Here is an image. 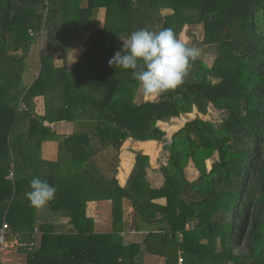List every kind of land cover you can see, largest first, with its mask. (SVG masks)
<instances>
[{
    "label": "trees",
    "instance_id": "16d2710c",
    "mask_svg": "<svg viewBox=\"0 0 264 264\" xmlns=\"http://www.w3.org/2000/svg\"><path fill=\"white\" fill-rule=\"evenodd\" d=\"M73 3L0 0V227H10L7 241L18 238L17 251L27 264H142V254L164 264H180V257L183 264H264V0ZM57 4L68 8V27L55 26ZM101 11L103 25L95 28ZM186 26H203V43L217 49L213 65L199 58L177 89L157 102L137 104L131 71L108 64L122 49L121 39L142 28H171L180 39ZM42 31L48 55L28 87L24 75ZM86 32L72 69L57 67L54 55L63 58ZM18 51L21 56L13 57ZM37 96L46 98L41 117L35 113ZM211 105L226 113L224 121L214 126L197 117L173 136L163 147L169 159L159 169L165 177L160 188L149 182L150 158L141 153H135L125 188L116 166L102 170L95 160L108 150L119 161L128 139L166 143L157 123L195 110L207 115ZM61 121L74 123L76 133L62 139L56 163L45 162L40 147L51 131L44 122ZM184 143L191 159L197 150L207 152L205 159L218 155L194 181L186 177ZM64 167L70 179L60 175ZM34 177L57 188L48 204L54 214H67L69 233L38 223L25 195ZM160 199L166 205L155 202ZM101 201H112L111 233H95L87 216L88 204ZM125 202L133 209L131 224L125 222ZM131 229L146 232L142 243L125 245L121 233Z\"/></svg>",
    "mask_w": 264,
    "mask_h": 264
},
{
    "label": "crops",
    "instance_id": "0c3cea01",
    "mask_svg": "<svg viewBox=\"0 0 264 264\" xmlns=\"http://www.w3.org/2000/svg\"><path fill=\"white\" fill-rule=\"evenodd\" d=\"M67 11V7H65ZM63 9V10H64ZM101 15H104V11L100 12ZM64 17V16H63ZM63 17L61 16L59 19V22H64ZM64 26V25H63ZM45 32L42 31L41 35H39V40L42 39V41L45 40V36L43 35ZM35 48L34 46L33 52L28 60V69L25 72L24 75V82L28 87H31L32 84L35 82V80L38 78L37 69H39V60L40 57L43 55L41 52V56L39 59H36L35 57ZM72 49V48H71ZM83 50V48H80ZM75 50L73 54H70V58H66V54L63 58H61V55L59 53L54 55L55 64L57 67H63L64 65L67 66L69 70L72 69L74 64L77 62V60L81 57L82 53H80L77 57L75 55ZM74 57H76V61H73ZM34 60H38V66H35ZM35 104V113L37 116L41 117L44 116L46 113V98L45 96H37L34 99ZM181 122L180 120L176 119ZM44 125L48 127L51 131L50 138L42 143L40 147V157L45 162L50 163H56L59 160L60 156V144L62 142L63 138H67L74 133H76V126L74 123H69L66 121H61L57 123H48L44 122ZM180 125V124H179ZM184 126V125H182ZM28 129L24 131V133H27ZM22 132V131H21ZM29 139V138H27ZM113 154L112 151H104L102 152L98 157H96V162L99 165V158L103 154ZM135 153H142L143 155L150 158V164L151 167L148 169V180L151 183L153 188H160L163 185V176L160 172V166H159V142L157 141H135L133 139H128L125 144L123 145L120 153H119V161L116 165L117 173L116 177L118 179L119 185L122 188H125L128 184L129 178L131 176V173L134 170V167L136 165V154ZM108 155V158H110ZM111 159V158H110ZM112 161V159H111ZM100 166V165H99ZM29 172H31L29 170ZM14 176V175H13ZM13 178V177H12ZM8 179H11L9 176ZM153 180L155 182H153ZM153 182V184H152ZM2 183H0L1 185ZM156 203L160 205H166L167 200L166 199H160L155 201ZM47 204L45 207L36 209L37 212V221L38 223H47L50 225L49 227L54 230L57 234H64L69 233L72 230V226L70 224L69 218H66L67 214H54L51 210H47ZM50 209V207H49ZM132 211L133 209L129 205V203L125 202V222L131 224L132 222ZM59 216V217H56ZM87 216L94 221V232L98 234H104V233H111L113 230V209H112V201H101V202H93L89 203L87 206ZM39 219V220H38ZM37 243L40 244L41 240V232H39L37 229L35 230ZM146 235V232H138L134 229L131 230H125L121 233V237L124 240V243L126 246L131 245L133 243H142L144 240V237ZM14 240L8 241L9 245H12L14 247L13 252L9 253H0V263L1 264H27V256L23 254H19L17 251V245H18V238H13ZM37 245V246H38ZM139 261L142 264H164V259L156 256H152L150 254H142L139 258Z\"/></svg>",
    "mask_w": 264,
    "mask_h": 264
},
{
    "label": "clouds",
    "instance_id": "9594fccd",
    "mask_svg": "<svg viewBox=\"0 0 264 264\" xmlns=\"http://www.w3.org/2000/svg\"><path fill=\"white\" fill-rule=\"evenodd\" d=\"M123 47L108 61L109 67L130 70L143 96L155 98L184 83L201 50L178 38L171 28L153 31L142 28L121 39ZM71 62H74L71 61ZM26 198L31 207L40 209L55 199L57 188L34 177Z\"/></svg>",
    "mask_w": 264,
    "mask_h": 264
},
{
    "label": "rangeland",
    "instance_id": "374dc122",
    "mask_svg": "<svg viewBox=\"0 0 264 264\" xmlns=\"http://www.w3.org/2000/svg\"><path fill=\"white\" fill-rule=\"evenodd\" d=\"M73 2H76V0H72V6L75 5ZM58 8V14L57 16H55V26L59 27V28H63V27H68L69 26V22H68V16H67V11L66 9H64L66 7V5L64 4H57L56 6ZM64 9V10H63ZM171 13L170 10H164L163 14H169ZM63 17V21L64 22H59L60 17ZM93 20H98V17L94 18ZM104 22V15L101 16L100 19V23L94 25L95 28H99L102 27ZM64 25V26H63ZM30 34H33L32 31H29ZM76 32V31H75ZM87 34V35H86ZM86 34L81 36V40L78 41V43H76L72 49L67 50L66 52V58L67 57H71L70 54L77 50L75 52L76 57L82 53L83 50H81L80 48H83L82 42L83 40H85L87 38V36L89 35V32ZM44 35V34H43ZM180 39L184 42H186L189 46H195L198 47L201 50V56L200 59H202L205 64L207 66H212L216 57H217V49L215 46H209V45H205L203 43V39H204V29L203 26H186L182 35L180 36ZM37 43H36V48H35V57L36 59H39V57L41 56V52H42V56L40 57V62H39V69H37V74L39 75L41 72V68L42 66V59H45L47 57L48 54H44V48L46 46L43 45V41L42 39L39 40V38L37 39ZM46 49V48H45ZM22 51H18L17 53H13V57H15L14 55H18L21 56ZM71 54V55H72ZM76 57H74V61H76ZM34 64L35 66H38V60H34ZM160 100V96L159 97H155V98H148L146 99L142 92L139 90L137 98H136V103L140 104V103H144V102H157ZM20 109H21V105H20ZM184 118H180L178 120H180L181 122L179 123V121H177L176 119H172V120H166L164 122H159L157 123V126L161 128V130L166 134L165 136V140L166 143L164 142H159V153H160V160H159V166L162 167L163 165H167L168 163V159H169V152L168 151H164L163 147L165 145H169L172 143V138L173 136L181 129L183 128L182 125H185L187 122L194 120L195 118H200L204 121L210 122L212 125L217 126L222 124V122L224 121L225 117H226V113L222 112V111H218L216 110L212 105L209 108L208 114L207 115H203V114H199L197 113V110H195L189 117L188 116H183ZM180 124V125H179ZM183 150H184V156L187 155L186 161L187 164L185 166V173H186V177L188 178V180L190 181H194L197 178H199L201 176V174L205 173V172H209L212 169V163L215 159L218 158V155L215 154L212 157L210 156L209 158L205 159V154L207 153L206 151L203 150H197L194 153L195 158L191 159L190 155H191V150L189 149L190 146L187 143H184L180 146ZM115 154V153H114ZM142 154V153H141ZM109 154H103L100 158H99V167L104 170L107 169L109 170L111 168V170L117 165V161H118V157L116 155H114L113 157L108 158ZM113 155V154H112ZM114 171V169H113ZM112 171V172H113ZM60 175L64 178V179H70V177L67 174V169L64 167L62 170L59 171ZM160 176H163L162 173ZM147 178H149L147 176ZM163 184L165 182V177L163 178ZM153 182H155L153 180ZM152 182V184H153ZM47 210L50 211L49 206H47ZM51 212V211H50ZM14 240L13 238H9V241ZM14 251V250H13ZM12 251V252H13Z\"/></svg>",
    "mask_w": 264,
    "mask_h": 264
},
{
    "label": "built area",
    "instance_id": "2783aa9c",
    "mask_svg": "<svg viewBox=\"0 0 264 264\" xmlns=\"http://www.w3.org/2000/svg\"><path fill=\"white\" fill-rule=\"evenodd\" d=\"M21 109H24V106H21ZM13 173L10 174V177H13ZM10 232V227H8L7 224H4L2 227H0V253H9L14 250V247L12 245L8 244L7 236ZM179 263L183 264V259L180 257Z\"/></svg>",
    "mask_w": 264,
    "mask_h": 264
}]
</instances>
